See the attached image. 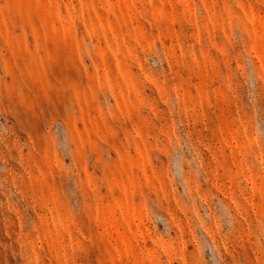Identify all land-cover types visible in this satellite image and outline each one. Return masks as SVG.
Instances as JSON below:
<instances>
[{"label": "rangeland", "instance_id": "rangeland-1", "mask_svg": "<svg viewBox=\"0 0 264 264\" xmlns=\"http://www.w3.org/2000/svg\"><path fill=\"white\" fill-rule=\"evenodd\" d=\"M0 264H264V0H0Z\"/></svg>", "mask_w": 264, "mask_h": 264}]
</instances>
